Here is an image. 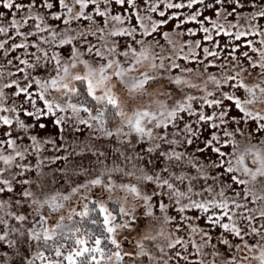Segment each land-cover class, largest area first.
<instances>
[{
	"label": "snow or ice",
	"instance_id": "obj_1",
	"mask_svg": "<svg viewBox=\"0 0 264 264\" xmlns=\"http://www.w3.org/2000/svg\"><path fill=\"white\" fill-rule=\"evenodd\" d=\"M0 9V264H264V0Z\"/></svg>",
	"mask_w": 264,
	"mask_h": 264
},
{
	"label": "rangeland",
	"instance_id": "obj_2",
	"mask_svg": "<svg viewBox=\"0 0 264 264\" xmlns=\"http://www.w3.org/2000/svg\"><path fill=\"white\" fill-rule=\"evenodd\" d=\"M0 11H6L4 9H0ZM52 127V126H50ZM114 127V125H113ZM88 133L87 131H85L84 136H81L80 139L81 140H85V138L87 137ZM100 146L105 148L108 152H109V159L106 161V163L111 164L112 160L114 158L115 153L113 152V149L116 147H119V145L116 143V140L113 138H107V139H103L101 140ZM89 159L94 160V157H90ZM89 159H86L83 161V163L88 166L89 165ZM64 183L63 181H60L59 183H51L50 188L52 191H57V190H62V188L64 187ZM133 235H135V233H133ZM23 249L26 251H30L31 249L29 248V245L25 244L23 245ZM21 255H23V252L21 253Z\"/></svg>",
	"mask_w": 264,
	"mask_h": 264
}]
</instances>
